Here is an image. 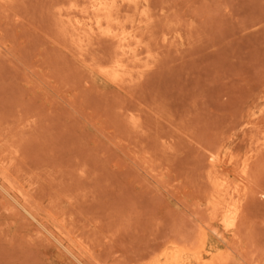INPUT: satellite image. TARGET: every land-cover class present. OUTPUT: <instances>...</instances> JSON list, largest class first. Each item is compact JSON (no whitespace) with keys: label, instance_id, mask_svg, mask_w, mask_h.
Segmentation results:
<instances>
[{"label":"rangeland","instance_id":"obj_1","mask_svg":"<svg viewBox=\"0 0 264 264\" xmlns=\"http://www.w3.org/2000/svg\"><path fill=\"white\" fill-rule=\"evenodd\" d=\"M91 1L0 0V264H264V0Z\"/></svg>","mask_w":264,"mask_h":264},{"label":"bare ground","instance_id":"obj_2","mask_svg":"<svg viewBox=\"0 0 264 264\" xmlns=\"http://www.w3.org/2000/svg\"><path fill=\"white\" fill-rule=\"evenodd\" d=\"M115 1V0H114ZM114 1L112 0H93L91 1L90 3V7L94 8V12L96 14V17L95 18H91V26L92 28H97L98 30H100L101 34L102 35H105V36H108L109 38H112V39H115V40H118L119 44H120V48L118 50V53H117V56L115 57L114 59V65H113V69L109 70L107 69L106 72L109 74V75H114L115 79H118L120 78V73L121 72H129L130 69H131V65L129 63V61L127 60V54H128V48H130V40L132 39V31L130 30V33H128L125 29H123V27L121 28L120 25L122 23V18L119 17L118 15V18L121 20V23L117 21L116 19V15L114 16ZM124 1V0H123ZM133 1V0H132ZM119 2V1H118ZM126 1H124L125 3ZM131 2V0H130ZM134 2V1H133ZM139 2V1H138ZM123 3V4H124ZM127 3V2H126ZM130 5V4H128ZM137 5V4H136ZM135 5V7H136ZM75 6V5H74ZM124 6V5H122ZM132 6V5H131ZM121 7V6H120ZM119 11V9H118ZM125 18H123L124 20ZM134 19V18H132ZM128 21V20H127ZM127 21L124 23L126 24ZM132 21H135L132 20ZM131 23V20L129 21ZM120 23V24H119ZM136 23V22H135ZM76 24H77V27L78 28H81L83 27V23L82 21L80 20H77L76 21ZM123 24V25H124ZM132 24V23H131ZM134 24V23H133ZM127 25V24H126ZM125 25V26H126ZM126 27H129V23ZM125 27V28H126ZM132 28L133 25H132ZM129 30V28H128ZM137 38V37H136ZM134 40V39H133ZM130 51V50H129ZM103 70V69H102ZM104 71V70H103ZM250 159V158H249ZM247 159V160H249ZM246 160V161H247ZM250 161V160H249ZM246 164H248V162H246ZM245 164V165H246ZM248 166V165H247ZM243 174L247 175V171L244 167L243 169ZM4 186V185H1V187ZM12 191V190H11ZM6 193V192H5ZM10 193V192H9ZM12 195V193H11ZM13 196V195H12ZM15 197V195H14ZM17 197V196H16ZM18 202L19 204L21 203L18 199ZM23 204V203H22ZM26 205V203H24ZM211 205H212V201H211ZM23 206V205H22ZM28 206V205H26ZM29 207V206H28ZM23 208V207H22ZM25 208V207H24ZM33 210V209H32ZM28 215H30L31 217H33L34 219L36 218V215L33 214L32 211H30V208L29 209H26ZM26 213V214H27ZM37 214V213H36ZM27 215V216H28ZM240 216V208L238 206H235V209L233 212H225L221 218L224 226L226 227V229L230 230V231H233L235 230L236 226H237V221H238V218ZM39 218V217H38ZM40 219V218H39ZM43 221V220H41ZM36 222V221H35ZM37 223V222H36ZM42 223V222H41ZM45 223L43 222V225ZM39 225V224H38ZM41 225V226H43ZM46 225V224H45ZM40 226V227H41ZM44 228V227H42ZM45 230V229H43ZM47 232H52L49 230H46ZM232 233V232H231ZM49 234V233H48ZM55 234V233H53ZM51 235V234H49ZM54 238V237H53ZM60 238V237H59ZM58 240V239H57ZM61 240V239H60ZM59 243V242H58ZM62 243V242H61ZM79 244H81L80 242H77ZM60 244V243H59ZM63 244V243H62ZM65 244V243H64ZM75 245L77 246V244L75 243ZM79 246V245H78ZM79 247H82V246H79ZM85 247V246H83ZM80 248V249H84V248ZM175 247H176V250L175 252L171 253L170 255H168L169 253H166V259L168 261L169 264H183L185 263L187 260H188V248L186 246H183V245H179V244H176L175 243ZM66 249V247H65ZM67 249L69 250L70 247L68 248L67 246ZM73 249V248H72ZM72 253V251H71ZM72 255V254H71ZM75 255V254H74ZM78 256V255H77ZM79 257V256H78ZM77 257V258H78ZM79 259V258H78Z\"/></svg>","mask_w":264,"mask_h":264}]
</instances>
